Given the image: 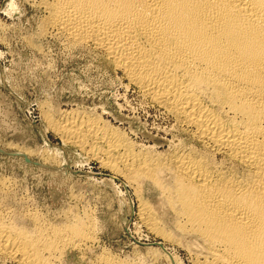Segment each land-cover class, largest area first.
<instances>
[{"label": "bare ground", "instance_id": "6f19581e", "mask_svg": "<svg viewBox=\"0 0 264 264\" xmlns=\"http://www.w3.org/2000/svg\"><path fill=\"white\" fill-rule=\"evenodd\" d=\"M42 4L50 29L73 45L103 50L154 103L172 111L198 140L244 172L237 176L212 170L199 156L182 154L169 167L132 151L112 157L121 149V137L99 120L67 121L56 129L61 137L80 146L88 138L102 142L107 149L106 158L100 159L104 166L118 172L120 161L131 180L159 190L176 226L206 244L213 261L205 264H264V0ZM204 92L219 113L202 102ZM152 217L146 216L147 224L165 236ZM78 219L73 226L51 231L50 237L42 236L43 229L37 231L39 237H31L1 224L0 251L16 264H52L61 243L88 238L90 224Z\"/></svg>", "mask_w": 264, "mask_h": 264}, {"label": "rangeland", "instance_id": "374dc122", "mask_svg": "<svg viewBox=\"0 0 264 264\" xmlns=\"http://www.w3.org/2000/svg\"><path fill=\"white\" fill-rule=\"evenodd\" d=\"M43 1L0 0V226L31 237L43 229L50 237L78 218L90 224L88 238L61 243L52 264L212 262L204 241L176 226L159 190L131 180L119 160L118 172L104 166L102 142L88 138L80 146L56 129L70 120H99L121 137L123 147L112 157L133 152L169 167L182 154L226 174L240 176L244 169L154 103L103 50L73 45L50 29ZM201 96L219 113L208 94ZM7 153H21L29 163ZM149 215L165 236L150 228ZM0 264L16 263L1 252Z\"/></svg>", "mask_w": 264, "mask_h": 264}, {"label": "water", "instance_id": "95a60500", "mask_svg": "<svg viewBox=\"0 0 264 264\" xmlns=\"http://www.w3.org/2000/svg\"><path fill=\"white\" fill-rule=\"evenodd\" d=\"M0 152L3 153L1 150H0ZM7 154H8V153H7ZM8 155H10V156H19V157H23L24 162L29 163V162H28V159H27L26 157L20 155V154L11 153V154H8Z\"/></svg>", "mask_w": 264, "mask_h": 264}]
</instances>
